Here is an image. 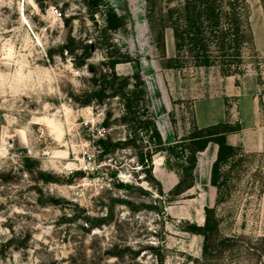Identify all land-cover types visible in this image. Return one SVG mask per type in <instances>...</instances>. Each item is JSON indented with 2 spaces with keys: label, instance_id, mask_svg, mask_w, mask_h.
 Returning a JSON list of instances; mask_svg holds the SVG:
<instances>
[{
  "label": "rangeland",
  "instance_id": "obj_1",
  "mask_svg": "<svg viewBox=\"0 0 264 264\" xmlns=\"http://www.w3.org/2000/svg\"><path fill=\"white\" fill-rule=\"evenodd\" d=\"M104 1L124 18L109 38L139 60L149 113L166 146L152 156L160 164L157 172L151 165V174L178 180L190 154L187 138L197 128L195 91L235 81L264 107V0H245L248 42L239 73L226 80L214 67H168L173 35L163 29V52L160 14L183 0ZM96 21L82 0H0V264H264V152L235 150L220 167L218 187L210 182L205 153L197 152L193 186L179 196L169 195V180L157 193L133 148L99 159L94 141L105 132L103 110L112 107L117 116L119 102L74 104L68 94L85 89L90 75L60 51L69 36L100 44L102 16ZM90 51L88 61L99 65L103 49ZM115 70L130 75L133 66L119 63ZM112 130L121 140L129 132L118 123ZM139 136L145 144V134ZM204 208L216 223L206 241L189 231L191 224L203 225Z\"/></svg>",
  "mask_w": 264,
  "mask_h": 264
},
{
  "label": "trees",
  "instance_id": "obj_2",
  "mask_svg": "<svg viewBox=\"0 0 264 264\" xmlns=\"http://www.w3.org/2000/svg\"><path fill=\"white\" fill-rule=\"evenodd\" d=\"M167 4L173 0H165ZM89 19L96 26V15L102 16L103 25L98 29L102 42H92L83 45L71 36L61 46V53L71 57L73 67H85L90 75L88 86L79 93H69L70 100L80 106H106V101L116 98L119 102L118 115H114L112 107L103 110L100 127L105 131L94 141L97 145L98 157L110 158L117 149L133 148L136 151L137 163L147 173L149 181H155L157 193L162 194L161 184L151 174L152 156L166 150L161 136L149 113V101L145 84L140 76L139 60H134L128 53L117 50L109 38L124 25V18L104 0H82ZM246 8L245 0H183L177 7H167L160 14L158 30V47L164 52L163 29L170 27L173 35L174 56L169 58L168 67L218 69L221 75L239 73L241 50L248 42L245 33L247 23L243 20ZM69 19L65 18L66 25ZM250 39V37H249ZM101 46L104 59L95 65L88 61L90 49ZM79 46V47H78ZM162 52V53H163ZM51 57V54L49 53ZM132 63L133 72L130 75H120L115 66L119 63ZM127 126L128 136L124 139L112 137L113 124ZM236 128L225 123H217L204 128H195L189 138L187 148L190 152L186 164L181 165L178 180L169 190V195L179 196L193 186V171L196 164V153L203 151L209 142L217 145L216 158L211 166V184L218 187L217 180L222 164L231 159L238 147L231 146L226 141V133ZM145 134L146 140L140 133ZM140 141V144H137ZM205 218L202 226L191 224L189 231L199 233L208 240L216 230V223L211 218V209L204 208Z\"/></svg>",
  "mask_w": 264,
  "mask_h": 264
},
{
  "label": "crops",
  "instance_id": "obj_3",
  "mask_svg": "<svg viewBox=\"0 0 264 264\" xmlns=\"http://www.w3.org/2000/svg\"><path fill=\"white\" fill-rule=\"evenodd\" d=\"M216 73L225 80L234 76L221 75L218 70ZM194 93L195 95L190 98L192 99L193 120L197 128L225 122L236 128L226 133V141L229 145L238 147L250 155H259L264 152V107L257 94L245 88L241 83L235 84V81L223 82L213 91L203 89L199 93L196 91ZM216 152L217 145L209 142L198 154L205 153L206 157L203 160H209L208 165L211 167L216 158ZM159 164L154 162L153 172H157ZM197 168L198 162L195 166V169ZM168 180L170 185L177 182V178L166 176L159 182L162 186H166Z\"/></svg>",
  "mask_w": 264,
  "mask_h": 264
},
{
  "label": "built area",
  "instance_id": "obj_4",
  "mask_svg": "<svg viewBox=\"0 0 264 264\" xmlns=\"http://www.w3.org/2000/svg\"><path fill=\"white\" fill-rule=\"evenodd\" d=\"M51 13L54 15V16H60L61 15V12L58 8H55V7H52L51 8ZM100 135H102V133H100Z\"/></svg>",
  "mask_w": 264,
  "mask_h": 264
},
{
  "label": "water",
  "instance_id": "obj_5",
  "mask_svg": "<svg viewBox=\"0 0 264 264\" xmlns=\"http://www.w3.org/2000/svg\"><path fill=\"white\" fill-rule=\"evenodd\" d=\"M157 207H158V211L159 212H161L163 209H162V205H161V202L159 201L158 202V205H157Z\"/></svg>",
  "mask_w": 264,
  "mask_h": 264
},
{
  "label": "bare ground",
  "instance_id": "obj_6",
  "mask_svg": "<svg viewBox=\"0 0 264 264\" xmlns=\"http://www.w3.org/2000/svg\"><path fill=\"white\" fill-rule=\"evenodd\" d=\"M199 213V216L197 217V220H199V221H201L202 220V215H201V213L200 212H198Z\"/></svg>",
  "mask_w": 264,
  "mask_h": 264
}]
</instances>
